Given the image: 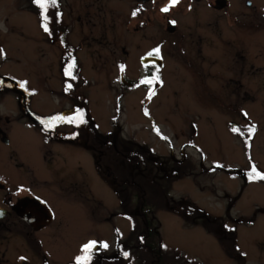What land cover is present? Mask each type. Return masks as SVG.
<instances>
[{
	"label": "flooded vegetation",
	"instance_id": "af4514ba",
	"mask_svg": "<svg viewBox=\"0 0 264 264\" xmlns=\"http://www.w3.org/2000/svg\"><path fill=\"white\" fill-rule=\"evenodd\" d=\"M18 5L22 19L33 20L35 26L34 71H27L35 74V83L31 85L24 74L19 79L26 82L20 93L16 91L19 80L15 85L0 78V95L8 82L18 94L15 104L0 97V264H77L76 260L56 262L49 257L61 251L49 250L48 232L55 222L64 221L66 228L57 230V235L64 240L58 242L59 247L66 245L70 234L61 212L75 213L70 200L56 195V187L65 193L75 189L77 180L88 176V155L95 167L93 176L101 183L100 177L106 179L100 171L104 164L107 174L135 171L115 154L120 139L113 140L109 129L99 132L90 121L88 90L151 87L154 91L170 81L171 74L183 89L191 90L196 115L211 121L212 113L205 111L217 109L230 121L229 130L238 129L233 132L244 140L249 152L247 142L253 132L249 128L254 125V131L257 129L248 114L250 110L253 115L251 106L264 118V0H179L175 5L171 0H58V7L48 6V32L42 27V9L35 0H18ZM165 7L168 12L162 11ZM156 48L159 55L149 56ZM71 58L75 59L71 70L75 79L65 75ZM54 70H58L59 82L49 80ZM153 75L158 80L151 86L141 83ZM39 89L55 90L64 104L33 100L31 94ZM78 112L83 122L68 123L66 118L77 117ZM127 144L136 148L133 139ZM143 150L151 159L150 149ZM66 154L78 155L85 162L67 163ZM186 156L183 153L179 159ZM262 156L263 169H258L264 173V153ZM194 164L199 176V163L194 160ZM56 175L51 183L50 177ZM71 175L77 180H68ZM252 180L264 185L262 179ZM41 200L50 210H44ZM257 210L264 213V205ZM244 253L239 247L236 254L241 257L230 259L244 264ZM98 259L97 263L106 264ZM257 264H264V259Z\"/></svg>",
	"mask_w": 264,
	"mask_h": 264
},
{
	"label": "rangeland",
	"instance_id": "374dc122",
	"mask_svg": "<svg viewBox=\"0 0 264 264\" xmlns=\"http://www.w3.org/2000/svg\"><path fill=\"white\" fill-rule=\"evenodd\" d=\"M19 10L18 0H0V50H2L0 75H10L19 80L25 74L29 83L33 85L35 74L27 71H34L31 57L35 26L33 20L22 19ZM175 61L177 63L176 58ZM41 70L46 72L45 68ZM58 76V70H54L49 74V80L59 82ZM168 79L171 82L168 80L163 87L154 90L151 99L148 98L149 90L143 89L88 90L86 105L89 109L90 121L96 123L99 132L106 133L109 129L114 139L112 136L111 138L120 139L122 145L127 146L128 139H133L136 145L152 147L159 157L178 158L185 153L190 159L199 163L200 174L196 179L188 175L173 183L170 190L172 198L180 200L185 197L194 200L205 211L216 216L229 214L233 219L243 217L241 215L254 216L250 222L245 217L236 224L235 236H237L236 243H239V247L247 254L243 255L244 264H257L258 259H264V250L260 249V246H264V243L262 245L264 213L257 210V207L264 205V185L257 181H245L249 180L247 170L251 171L254 162L257 169H263L264 122L262 120L264 121V118L257 115L256 106H251L254 108L253 115H250V110L248 114L256 123L257 129L250 134L249 152L246 153L244 140L241 142L242 138L228 129L231 125L230 121H225V117L213 107L205 111V114L212 113L211 121H208L204 115L197 116L191 90L183 89L171 74ZM19 81L22 83V80ZM17 96V92L9 82L7 89L0 95L11 104L16 103ZM31 98L40 101L50 99L55 106L64 104L55 90H35ZM7 112L11 111L7 110ZM113 131L119 135L114 136ZM56 147H59V144ZM88 156L89 159L86 161L88 176L80 177L78 180L76 175L66 177V181L73 179L78 181L75 189L65 193L59 186L56 187V195L70 200L76 214L68 215L61 212L70 234L64 246L59 247L58 242L63 243L64 240L62 235H57V230L63 232L66 228L65 222L53 224L47 235L52 245L49 250L61 251V253L49 257L56 262H64L66 259L75 262L83 253L82 246L90 241H96L98 243L90 252L91 259L87 264H100L97 263L98 258L103 259L106 264L116 263L114 261L112 263L111 260L122 262V258L126 257L123 249L127 246L133 248L135 246L132 222L123 213L125 210L123 200L120 193L117 194L114 189V184L100 177L102 184L93 176L95 167L92 158ZM66 157L67 163L85 162V159L78 155L76 158L73 156L75 159L69 154H66ZM202 164L206 167L212 166V169L204 171ZM131 169L143 170L135 165ZM50 178L51 183H54L58 175ZM84 184L87 185L86 189L82 187ZM128 191L131 197L132 193ZM135 213L138 214L136 211ZM156 215L162 239L168 245L184 252L190 259H195L200 264L235 263L234 259L224 254L216 237L205 229L200 221V223L186 224L180 216L167 209L156 211ZM218 225L219 223L212 228V231H226L230 235L231 232L224 225ZM260 238H263L261 243ZM104 243L107 244L106 248L102 246ZM109 257L112 259H107Z\"/></svg>",
	"mask_w": 264,
	"mask_h": 264
},
{
	"label": "trees",
	"instance_id": "16d2710c",
	"mask_svg": "<svg viewBox=\"0 0 264 264\" xmlns=\"http://www.w3.org/2000/svg\"><path fill=\"white\" fill-rule=\"evenodd\" d=\"M90 129L96 130L92 124ZM117 143L115 154L129 166L136 165L143 170L130 171L127 175L119 172V175L107 174L106 164L100 168L101 174L112 183L114 189L121 194L123 200V213L132 222V231L135 246L123 249L122 262L113 260V264H200L195 259L187 257L184 252L168 245L161 237L156 211L171 210L180 216L186 224L198 223L211 232L219 242L224 253L231 258L238 257L235 236L237 220L224 216H216L208 213L196 202L189 198L174 200L170 190L175 181L188 174H196V166L189 158L176 159L173 157H159L154 151L151 159L146 158L145 151L141 148H133L131 144ZM119 161V160H118ZM119 161L120 163H122ZM112 168H116L112 163ZM145 168V169H144ZM131 191V197L129 191ZM135 211L138 213L136 214ZM246 216L239 217V220ZM254 216H251L253 218ZM247 218V217H246ZM232 219L234 220L232 222ZM226 220V221H225ZM199 222V223H200ZM224 225L230 231H212V228ZM127 253V255H125ZM239 261H241L239 259ZM196 262V263H195Z\"/></svg>",
	"mask_w": 264,
	"mask_h": 264
},
{
	"label": "snow or ice",
	"instance_id": "6c2138e0",
	"mask_svg": "<svg viewBox=\"0 0 264 264\" xmlns=\"http://www.w3.org/2000/svg\"><path fill=\"white\" fill-rule=\"evenodd\" d=\"M35 3L40 6V8L42 9V12H41V15L44 19V23L42 24V27L44 28V30L46 32L50 31L49 29V26H48V19L49 17L46 15L47 13V10H48V6L51 5L53 7H58V0H35ZM179 3V0H171V4L172 5H175ZM138 11V10H137ZM162 11L164 12H168L169 11V8L168 7H165L162 9ZM133 15L135 16L136 15V11L133 12ZM175 23V22H173ZM159 48H156V49H153L151 52L148 53L149 56H154V55H159ZM0 53H2V50H0ZM75 66V59L74 58H71V63H69L66 68H65V75L70 77L71 79H75V76L73 75V72L71 71ZM121 70H123L124 66L121 65ZM156 80H158V77L156 76H152L150 78H145L143 80H141V83L142 84H146V85H149L151 86ZM26 82H22L21 83V87L24 86ZM72 85L71 84H68V87L70 88ZM154 95V91L151 89L150 87V90H149V99H151V96ZM145 114L147 115V110H145ZM53 121L54 120H57L58 117H52L51 118ZM79 120L81 123L83 122V119H82V113H79L77 114V117H69V118H66L67 122L68 123H74L76 122V120ZM254 125L252 127L249 128V132H252L254 131ZM234 132L238 131V129L236 128H233L232 129ZM157 131H159V129H157ZM248 176H249V179H262L264 180V173H261L257 170V167L255 164L252 165V169L251 171L248 173ZM98 242L96 241H90L86 244H84L82 246V252L84 253V255H81V256H78L76 258V261H77V264H83V262L85 261H90L91 259V255H90V252L91 250L93 249V247L97 244ZM103 247H107V244L104 243L102 245ZM125 255H127V253H125ZM23 259V258H22Z\"/></svg>",
	"mask_w": 264,
	"mask_h": 264
},
{
	"label": "water",
	"instance_id": "95a60500",
	"mask_svg": "<svg viewBox=\"0 0 264 264\" xmlns=\"http://www.w3.org/2000/svg\"><path fill=\"white\" fill-rule=\"evenodd\" d=\"M6 77H7V76H6ZM9 79H10L11 81H13L15 84H17V81H16V80H14V79H12V78H9ZM17 91L22 92L23 90H22V88L18 87V88H17ZM41 203H42V204H40V205H42V207L44 208V210H45V209L50 210V208L48 207V205L46 204V202H44V201L41 200Z\"/></svg>",
	"mask_w": 264,
	"mask_h": 264
}]
</instances>
